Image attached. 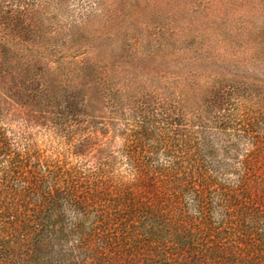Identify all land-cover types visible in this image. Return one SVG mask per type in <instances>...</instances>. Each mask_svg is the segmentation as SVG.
<instances>
[{
	"label": "rangeland",
	"instance_id": "1",
	"mask_svg": "<svg viewBox=\"0 0 264 264\" xmlns=\"http://www.w3.org/2000/svg\"><path fill=\"white\" fill-rule=\"evenodd\" d=\"M190 168L209 181L214 227L218 189L242 179L255 209L242 239L263 245L264 0H0V213L32 216V198L14 201L43 178L117 200L167 193L197 218L171 188ZM76 221L63 204L25 243L0 220V264H73Z\"/></svg>",
	"mask_w": 264,
	"mask_h": 264
},
{
	"label": "trees",
	"instance_id": "2",
	"mask_svg": "<svg viewBox=\"0 0 264 264\" xmlns=\"http://www.w3.org/2000/svg\"><path fill=\"white\" fill-rule=\"evenodd\" d=\"M185 176L171 188L191 192L197 218L185 215L177 206L178 196L173 199L167 193H139L117 200L97 184L63 180L62 186L43 188L45 179L40 178L25 182L14 201L28 205L32 198L28 209L32 216L16 224L14 211L7 207L0 220L6 237L28 243L45 232L32 222L49 219L63 204L68 205L77 218L71 232L77 237L79 257L73 264H252L255 252L264 253V244L243 242L242 214L255 209L249 199L245 203L242 179L233 191L218 189L223 218L214 227L207 219L208 179L194 169ZM46 230L61 231L54 221Z\"/></svg>",
	"mask_w": 264,
	"mask_h": 264
}]
</instances>
